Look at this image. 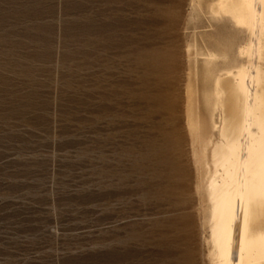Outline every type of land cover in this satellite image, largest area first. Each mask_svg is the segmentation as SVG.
Listing matches in <instances>:
<instances>
[{
	"label": "rangeland",
	"instance_id": "374dc122",
	"mask_svg": "<svg viewBox=\"0 0 264 264\" xmlns=\"http://www.w3.org/2000/svg\"><path fill=\"white\" fill-rule=\"evenodd\" d=\"M192 13L191 0H0V264H163L168 241L183 247L201 202ZM172 51L179 71L161 82L150 54ZM166 140L181 177L155 152Z\"/></svg>",
	"mask_w": 264,
	"mask_h": 264
},
{
	"label": "bare ground",
	"instance_id": "6f19581e",
	"mask_svg": "<svg viewBox=\"0 0 264 264\" xmlns=\"http://www.w3.org/2000/svg\"><path fill=\"white\" fill-rule=\"evenodd\" d=\"M191 8L185 112L201 202L187 214L200 221L185 220L183 247L168 241L163 264H264V0H191ZM175 56L150 54L161 82L178 73ZM166 141L155 152L181 177ZM170 186L179 197L188 189Z\"/></svg>",
	"mask_w": 264,
	"mask_h": 264
}]
</instances>
